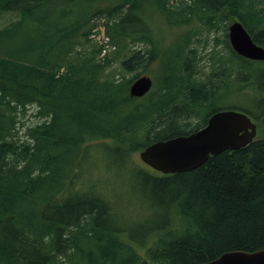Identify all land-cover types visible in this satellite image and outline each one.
Wrapping results in <instances>:
<instances>
[{"label":"trees","instance_id":"16d2710c","mask_svg":"<svg viewBox=\"0 0 264 264\" xmlns=\"http://www.w3.org/2000/svg\"><path fill=\"white\" fill-rule=\"evenodd\" d=\"M154 1L169 26L197 20L211 30L237 21L264 48V0H184L177 8L170 0ZM144 2L0 0V15L18 16L0 30V264H201L228 252L264 249V63L236 55L226 29L233 89L256 95L253 111L241 112L255 124V138L187 172L127 168L138 199L164 214L144 233L146 240L123 238L110 195L80 175L79 154L89 145L124 148L126 168L130 153L204 126L222 111L208 108L211 99L230 90L223 78L194 83L186 31L158 47ZM99 18L109 48L94 44L76 52L77 40L88 43L92 20ZM126 41L148 48L123 53ZM114 58L122 73L157 60L159 81L144 96L130 98V83L149 72L116 81L106 73ZM33 104L43 121L27 128L24 140H13L16 113ZM193 118L198 121L190 125Z\"/></svg>","mask_w":264,"mask_h":264},{"label":"rangeland","instance_id":"374dc122","mask_svg":"<svg viewBox=\"0 0 264 264\" xmlns=\"http://www.w3.org/2000/svg\"><path fill=\"white\" fill-rule=\"evenodd\" d=\"M179 1L184 0H170L169 3L174 6V8H177L181 6ZM144 4L145 7L147 6L146 11L148 13L145 17V20H147L146 26L150 30L151 38L156 41L161 50L165 49L172 41L178 39V36H180V33H183V31L190 34L188 43L190 49L194 51L195 57L193 64L194 83L198 85H207L218 78H223V81L228 82L230 90H223L222 94L214 96L208 104V108H216L222 111L228 109L237 112H244L246 109H250L251 112L253 111L251 107L256 95L251 92H246L245 90L239 91L233 89L236 80L233 78V73L231 74L230 71L227 70L230 63L228 62V60H230V55L223 43L225 40L223 30L226 29L227 31V22H220L218 26L211 30L204 29L197 20H192L187 24H180L177 27L169 26L162 16L155 12L158 7L156 1L145 0ZM99 6V8H102L106 5L103 3L99 4ZM17 19L18 16L14 13L1 14L0 30L6 28ZM103 22V19L100 18L92 20L95 27L87 38L89 42H84L83 38H79L77 40L78 44L75 46L76 52L82 50L90 51L91 46L94 44L102 45L106 49L109 48L106 47V43H104L107 40L103 34L101 25ZM125 45L126 49L123 53L132 50L145 52L148 48L146 43L138 41H126ZM104 51L106 50L103 49L100 56L103 55ZM170 60L166 61L169 62ZM156 61L157 60L151 65L146 66L144 70L138 68L131 73H122L118 65L119 60L114 58L106 73L110 74V78L118 81L120 80V76L128 79L134 77L137 73L141 75L146 70L149 72L147 74L150 76L152 83H154V80L159 81L160 77L159 71L156 68ZM223 68H225V71L222 73L221 70ZM220 89L218 88L217 91H221ZM35 113L36 105L34 104L27 106L22 113H16L15 120L17 124L12 134L13 140H18L19 142L24 140L26 129L43 121V119L37 118ZM196 121H198V118L190 119L189 124H194ZM101 143H104L107 147L101 148L103 146ZM87 149H90V151L86 154L84 152L79 154L78 169L80 175H82L81 177L86 175L89 182L103 188V191L110 195V200H112L114 204L113 208H115L113 210L114 212H112V218L116 225L122 227L124 230L123 238L133 236L137 239L146 240L147 236L144 233L157 227L159 223L163 221L164 214L160 208L149 207L147 209V205L141 202L138 199L139 197H137V194L141 195L140 189L138 192L134 184L130 183V174L127 168L140 166L142 167L141 169L146 170V166H144L138 158V152L129 154L125 168L122 167V162L124 160L122 156L125 153L124 148L121 147L118 148V151H115V145L110 144V142H99L89 145ZM79 183L81 182H78L76 186L82 187ZM175 227H177V225ZM148 244L149 241H147L142 248L137 247L136 251L142 254V249Z\"/></svg>","mask_w":264,"mask_h":264},{"label":"water","instance_id":"95a60500","mask_svg":"<svg viewBox=\"0 0 264 264\" xmlns=\"http://www.w3.org/2000/svg\"><path fill=\"white\" fill-rule=\"evenodd\" d=\"M231 50L241 58L264 63V48L252 42L237 21L227 27ZM149 76L135 78L128 87L130 98H140L151 89ZM256 135L255 124L244 113L223 110L211 114L204 126L186 135L154 142L138 152L139 160L162 175L181 173L200 166L209 156L249 144ZM201 264H264V249L254 252H228Z\"/></svg>","mask_w":264,"mask_h":264},{"label":"built area","instance_id":"2783aa9c","mask_svg":"<svg viewBox=\"0 0 264 264\" xmlns=\"http://www.w3.org/2000/svg\"><path fill=\"white\" fill-rule=\"evenodd\" d=\"M107 40V39H106ZM107 42V41H106ZM106 42H104V43H106Z\"/></svg>","mask_w":264,"mask_h":264}]
</instances>
